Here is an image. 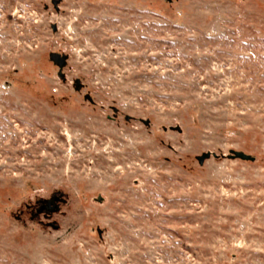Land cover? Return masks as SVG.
<instances>
[{"label":"rangeland","instance_id":"obj_1","mask_svg":"<svg viewBox=\"0 0 264 264\" xmlns=\"http://www.w3.org/2000/svg\"><path fill=\"white\" fill-rule=\"evenodd\" d=\"M0 264H264V0H0Z\"/></svg>","mask_w":264,"mask_h":264},{"label":"water","instance_id":"obj_2","mask_svg":"<svg viewBox=\"0 0 264 264\" xmlns=\"http://www.w3.org/2000/svg\"><path fill=\"white\" fill-rule=\"evenodd\" d=\"M55 27L53 26V29ZM52 60L59 66L62 67L65 63L66 60V55H60L58 53H53L52 54ZM210 157V152H203L200 155H198L196 157L197 161L199 164H202L204 162V160H206L207 158ZM231 158H240L243 160H252L253 157L245 154L244 152L241 151H232ZM60 201V197L58 195H52L50 198L48 199H42L39 202L41 203L39 209H38V213H40L43 210H46L49 213H53L55 211H57L58 209V202Z\"/></svg>","mask_w":264,"mask_h":264}]
</instances>
